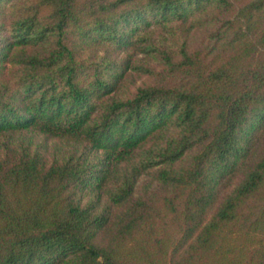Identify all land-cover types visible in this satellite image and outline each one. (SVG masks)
I'll return each mask as SVG.
<instances>
[{"label":"trees","instance_id":"1","mask_svg":"<svg viewBox=\"0 0 264 264\" xmlns=\"http://www.w3.org/2000/svg\"><path fill=\"white\" fill-rule=\"evenodd\" d=\"M263 128L264 0H0V264H264Z\"/></svg>","mask_w":264,"mask_h":264},{"label":"rangeland","instance_id":"2","mask_svg":"<svg viewBox=\"0 0 264 264\" xmlns=\"http://www.w3.org/2000/svg\"><path fill=\"white\" fill-rule=\"evenodd\" d=\"M262 132H264V128L261 130ZM148 177V175H142L140 176V178L138 179L137 183H136V187H135V192H134V195L133 196H136L139 191H140V188H141V185L142 183L144 182V180ZM239 177H241V174L237 175V177H235V181H237L239 179ZM233 182V183H234ZM226 194V193H225Z\"/></svg>","mask_w":264,"mask_h":264}]
</instances>
